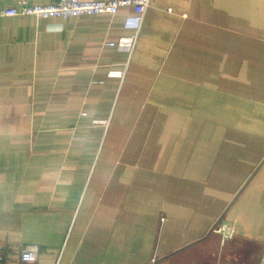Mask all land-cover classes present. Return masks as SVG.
<instances>
[{"label":"crops","instance_id":"obj_1","mask_svg":"<svg viewBox=\"0 0 264 264\" xmlns=\"http://www.w3.org/2000/svg\"><path fill=\"white\" fill-rule=\"evenodd\" d=\"M134 17L0 18V264H264V0Z\"/></svg>","mask_w":264,"mask_h":264},{"label":"built area","instance_id":"obj_2","mask_svg":"<svg viewBox=\"0 0 264 264\" xmlns=\"http://www.w3.org/2000/svg\"><path fill=\"white\" fill-rule=\"evenodd\" d=\"M150 0H112V1H84V0H56L47 5L31 4L29 0H18L16 7L0 9V18L3 17H34L41 20L68 19L82 16L116 15L120 9H133L135 17L129 26L139 28L143 15L149 6ZM114 43L107 46L114 47ZM123 75V74H122ZM221 235L222 243L230 240L234 236V229L226 225H221L215 230ZM22 264H33L39 259L37 247L30 246L20 253ZM3 255L0 253V262Z\"/></svg>","mask_w":264,"mask_h":264}]
</instances>
